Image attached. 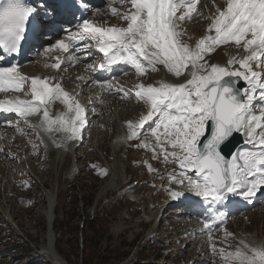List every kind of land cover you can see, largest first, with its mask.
Returning <instances> with one entry per match:
<instances>
[{"label": "snow or ice", "instance_id": "obj_1", "mask_svg": "<svg viewBox=\"0 0 264 264\" xmlns=\"http://www.w3.org/2000/svg\"><path fill=\"white\" fill-rule=\"evenodd\" d=\"M117 4L120 7L114 6ZM197 4L198 0H110L107 11L122 24L81 17L76 31L59 29L67 34L39 54L69 53L77 42L91 41L80 49L85 58L93 46L103 58L87 65L90 72L124 64L143 77L162 65L183 82H139L131 92L117 89L125 97L134 95L147 107L138 120L127 121V139H139L143 134L145 138L136 146L150 148L153 158L163 155L166 163L177 165L179 172L173 169L169 181L185 186L195 197L216 203L237 194L251 203L258 191H264V72L253 68L264 66V0H224V7H217L208 17L206 34L192 45L181 24L192 18ZM80 10L77 0H69L60 14L75 18ZM57 14L46 2L37 7L30 0H0V59L3 53H18L28 31L37 39L52 31L45 21ZM100 14L97 9L93 15ZM221 46H235L238 51L226 65L209 63L211 54ZM61 64L57 57L55 63L45 66L59 70ZM95 83L104 90L113 87L112 81ZM9 92L31 99L19 95L0 99V111L17 114L25 123L39 115V126L46 132L62 133L64 141L81 138L86 109L55 77L26 76L17 64L0 66V93ZM57 100L67 111L54 117L50 106ZM146 124L148 129L142 132ZM237 135L250 147L232 152L228 159L224 150ZM149 169L154 171L151 165ZM170 195L179 198L185 193L171 190ZM225 217V212L215 211L204 227L211 230L214 220ZM241 244L234 252L220 249L225 264H264V246ZM212 248L216 250L215 244Z\"/></svg>", "mask_w": 264, "mask_h": 264}, {"label": "rangeland", "instance_id": "obj_2", "mask_svg": "<svg viewBox=\"0 0 264 264\" xmlns=\"http://www.w3.org/2000/svg\"><path fill=\"white\" fill-rule=\"evenodd\" d=\"M213 5L215 1L211 0L210 6ZM204 6L205 3L193 17L194 20L182 23L191 37L188 40L190 44L194 43L196 35H203L206 30L204 21L207 9ZM97 16L90 14L89 19ZM108 16L109 20L122 23L110 12ZM77 28H73L74 31ZM46 43L47 41L43 44ZM237 51L235 46H221L211 54L209 63L226 65L230 56ZM239 51L242 53L243 50ZM93 57L89 63L98 64L100 59L96 62V56ZM51 59L48 57L43 65H34L32 50L21 66L32 74L44 72V69L51 68L45 66L51 64ZM128 70L112 76L114 80H103L112 81L113 87L108 90L109 94L105 93V102L100 103L101 99L98 98V104L92 106L94 112L89 121L91 125L88 124L84 143L77 147L81 148L75 156L81 171L75 175L69 172L71 159L68 154L63 160L54 151V148L58 150L57 141L53 142L55 147L49 152L42 149L41 145L40 151L32 146H27L26 149L24 146L23 149L19 143L23 134L27 135L26 143L31 139L32 143L40 144L38 137L33 130L32 136L36 140L32 141L29 133L31 128L26 126L22 118L6 119L9 121L5 126L7 130H4V136L2 133L0 135V140L4 142L0 144V152L3 154L0 156V170L8 175L0 172V205L10 204L9 208L18 228L12 229L11 224L0 215V256L5 254L0 259V264H51L44 257L35 261L37 255L34 251V246L40 244L48 230L44 214L47 189L57 190L53 212L56 229L52 232L54 248L56 252L59 251L58 255L66 264H225L220 249L234 252L242 247L239 232L262 238L264 243V200L254 208L228 215V223L221 224L216 230L212 228V238L207 232L201 233L198 230H193L189 237H183L187 233V228H184V224H188L184 212L187 201L172 202L170 191L187 192L184 196L190 191L185 186L169 181L168 177L173 169L178 174L177 165L166 163L163 155L153 158L150 148L136 146L145 138L143 134L139 139L129 140L126 147L119 150L118 172L113 181L110 179V161L115 159L111 147L117 134V126L121 120L142 112L144 108L143 103L138 102L134 95L125 97L117 89L131 92L137 83L146 84L161 75L159 67L155 72L149 70L141 78L135 76V70ZM56 71L52 70L47 74ZM67 71V67H64L61 73L65 74ZM70 79V76L65 75V85L72 83ZM81 81L77 79L76 82ZM95 112L98 114H94ZM147 129L148 126L142 132ZM149 140L150 143H155L154 138ZM11 150L15 152L10 153ZM4 156H8L7 163ZM149 165L154 171L149 169ZM2 176L8 180L5 190ZM106 181H112V184L105 188ZM160 232H163L161 237ZM85 242L88 248L86 262L82 255ZM213 244L216 246L215 251Z\"/></svg>", "mask_w": 264, "mask_h": 264}, {"label": "bare ground", "instance_id": "obj_3", "mask_svg": "<svg viewBox=\"0 0 264 264\" xmlns=\"http://www.w3.org/2000/svg\"><path fill=\"white\" fill-rule=\"evenodd\" d=\"M98 1L100 2V0H91V2H90L91 3V10L88 13L86 18L89 19L90 14L93 15L96 12V10L99 9L100 12H101L100 16L98 15L96 18H90V19H94V20H96V21H98L100 23H105L106 22L109 25L121 23V22L117 23L114 20H109L110 17L108 16L109 12L107 11V5L109 3L108 1H110V0H102L101 1L102 3L101 2L99 3ZM214 1H215V5H213V7H212V6H210L211 0H198L197 11L200 9L201 5L203 6V3H205L204 7L207 9V12L205 14V21H204V27L206 29L205 32H207V26H208V24L210 22L208 17L215 13L217 7H221V8L224 7V0H214ZM30 2L33 5L37 6V7H42L45 2L47 3V0H30ZM114 6L120 7L118 4L114 5ZM197 11L195 13H193L191 19H186V20L187 21L188 20H192L193 17L195 16V14L197 13ZM51 21H62L61 24L63 26H65L66 30H72L73 28L78 27V24L80 22H82L81 18L75 17L73 20L70 19L69 20L70 23H68L67 19L63 20V19L59 18V14H57V16L54 19H52L50 21H46V22H47V24H49V22H51ZM61 24L59 23V24H57V26L61 27L62 26ZM181 27L188 33L187 29L185 28V26H183V24H181ZM52 32L55 33V36L53 35V33H51L46 38L47 39V43L46 44L41 45L40 42H38L37 44L32 45L33 47H35L33 49L34 50L35 61H33V62H34V65H36V64H42L43 65V64H45L44 60H46L48 57H50V58H52L51 59V64H52V63H55L56 62V58L59 57L60 59H62L61 69L57 70V69H54V68H50L49 70H45L44 69L43 70L44 72H39V73L33 71L34 73L31 74L30 72L26 71L27 68H25L24 66H21L23 61H24V59H25V58H23L22 63L20 65V67H19L21 69L20 71H21L22 74H24L26 76H29V75H33V76L34 75L52 76V77H55L56 80L59 79L63 84H65L63 82V80L65 79V75L66 76H70L71 77L70 80L72 81V83L65 85L66 86V91H68L70 93L69 88L72 85H74L75 83L78 86L81 85V83L76 82L77 79H75V77H78L79 73L82 72V74H80V77L86 78V82L81 85V87H82L81 89L88 88L87 92L83 91L82 93H84L86 95V98H87L88 95H91V97L93 96L92 99H94L95 103L98 104L97 99L98 98L101 99L100 103L102 101L105 102V99H106L105 93L109 94L110 91L102 89L97 83H95L96 80L103 81L104 79H109V75L110 74H119V73H121L122 71H125V70L129 71L128 69H133L134 70V68H132L130 65L120 64V65L113 66V68H111V69H104V70H99L98 69L96 72L88 71L87 70V65L91 64V63L86 61V59L88 57L85 58L84 52L80 50L83 47V45L85 44L86 41L77 42V46L74 49H70V54L69 53H64L61 56V53H63V52L59 51V53H57L58 50H54V51L51 52L52 54L49 53L47 56L40 55L39 53L42 52V50H43V48L45 46L55 42L54 40H52L54 37H63L64 35L67 34L66 31H60L58 27H57V30H56V27H54L52 29ZM200 36L201 35L197 36V38H200ZM195 37H194V39H197ZM195 43H196V41L194 40V43H191V44L194 45ZM35 49H36V52H35ZM54 53H55V59H54ZM91 54H92L91 56H96L97 58H103V54L99 53L98 50H96L94 46L91 49ZM69 56L71 58H69ZM82 56H84V57H82ZM73 61H77V62H73ZM100 61H101V59H100ZM63 67H67V69H68V71L65 74L61 73V70H63ZM157 67L160 68L161 75H159V76L155 77L154 79L150 80V82H146V84H156L159 81L183 82L182 80H178V78H175L170 73H168L167 70L162 65H157ZM253 68H254L255 71L258 72V67H256L254 65ZM52 70H57V71L55 73L47 74V73L51 72ZM77 70H79V71H77ZM134 73L136 74V72H134ZM135 76L137 78H141L137 74ZM7 94L0 93V96L3 97V99H6V98H9V97L6 96ZM99 94H100V96H99ZM22 99H31V97H30V95L27 96L26 98L23 96ZM64 106L65 105L63 103H61L60 101H58V100L53 102L51 104V106H50L51 115L55 117V116L60 115L61 113L66 112L67 109H64ZM143 107L144 108H143L142 112H138V113L132 115L130 118H127L125 120H121L119 126H117L118 127L117 128V134H116V136L114 138V141H113L112 147H111L113 155L115 157L114 160L110 161V168L112 170V174H111V178L110 179H112V181H113L114 177L116 176V174L118 172L117 166L119 165V161H118L117 158L119 156V150L122 147H126V145L128 144V141L131 140V139H127L128 134H129V129L127 127V121H129V120L136 121V120L139 119V117L142 114H146L147 107L144 104H143ZM91 113H93V112L91 111ZM94 114H98V113L95 112ZM15 117L19 118L18 115L14 114V113H11L10 115H8L6 117L0 116V130H1V133L3 134V136L5 134L4 130H7V129H5V126L9 123V121L6 120V119H8V118L12 119V118H15ZM89 121L90 120L87 118L86 119V126L84 128V132L85 133H86V131L88 129L87 127H88ZM149 123H151V122H149ZM39 125H40V118L37 121V129H38L37 131H39L40 135H42L43 132L46 133L47 141L49 142L51 147H53V142L57 141V143L60 145V146L57 145V148L59 150V154L63 155L64 152L66 150H68L69 146L66 145L65 141L62 138L58 137L57 135H51L52 133L46 132L44 130V128L40 127ZM147 126L148 125L146 124L145 127H147ZM35 128H36V124H35ZM59 134L63 135L62 133H59ZM53 138H55V140H52ZM54 143H56V142H54ZM40 145L42 146L41 142H40L39 146ZM244 147H250V146L245 145L244 143H242L235 151H237L238 149H242ZM49 150H51V149H49ZM102 152H104V151L102 150ZM73 173H74V170H72L70 172V174H73ZM189 175L194 177V173L193 172H189ZM112 181L111 182L110 181H106L105 188H106L107 185L109 186V184H112ZM45 193H46V206H45L44 214L46 216L47 222H49V223H47L48 230L45 231L44 239L42 238L43 240L40 242V244L37 245V246H34V251H35L37 256H41V257L43 256L46 259L50 260L51 264H66L64 262V260L58 255V252H56V250L54 248V236H53V232H52V229H51L52 227H50V224L52 226V223H53V220H54V217H53L54 213L53 212H54V207L56 205L55 202H56V197H57V190H55V191H53V190L49 191L48 190ZM239 196L240 195H237V194H230L229 199L227 201H221V202H216V203H213L212 201H208V200H203V201H208V202H210L211 206L213 205V212H215V211H223V212H225L226 209H228L233 204V205H235L234 207L238 208V210L231 211V214H229V215H232V214H235V213L239 212L240 210H248V209L254 208V206H256L259 202L264 200V198H260V200L257 202V204H254L251 207L250 206L244 207L240 203V201H237V202L231 201L233 199H237ZM186 197H190L189 199H191L192 201L196 200V201H199L201 203L203 202V201H201L202 200L201 198L195 197L194 194L191 193V192H189L186 196H182V197H179V198L183 199V198H186ZM179 198H173L172 202H185V200H182V199H179ZM229 201H231V202L229 203ZM245 202L247 203L248 201L245 200ZM185 204H186V202H185ZM203 204L204 203H202L201 205H203ZM3 206L5 207L4 210H3V214L7 215L8 217H10L12 219V221H13V217H12L10 208H8V206H6V205H3ZM184 212H189V211H184ZM227 217H228V215L223 220H214L213 223H212L211 230H209V229L204 227L203 231L207 232V234L210 235V237L212 238L213 237V235H211L213 233L212 232V228H216L217 226H219L222 221L225 222L227 220L226 219ZM13 224L18 226L15 221L13 222ZM239 238H240L241 241H243L244 243H247L250 246H258V247L259 246H264L262 238H256V236L251 235V234L250 235H247V234L245 235L243 232H239Z\"/></svg>", "mask_w": 264, "mask_h": 264}, {"label": "water", "instance_id": "obj_4", "mask_svg": "<svg viewBox=\"0 0 264 264\" xmlns=\"http://www.w3.org/2000/svg\"><path fill=\"white\" fill-rule=\"evenodd\" d=\"M241 83H243V82H241ZM243 141V138H242V136H240V135H237L236 137H235V139L233 140V142H232V144L231 145H229L227 148H225V150H224V154H225V156H226V158H230V154L232 153V152H234L235 151V149L237 148V146L241 143Z\"/></svg>", "mask_w": 264, "mask_h": 264}, {"label": "trees", "instance_id": "obj_5", "mask_svg": "<svg viewBox=\"0 0 264 264\" xmlns=\"http://www.w3.org/2000/svg\"><path fill=\"white\" fill-rule=\"evenodd\" d=\"M54 222V220H53ZM54 228H55V224H54ZM56 229V228H55ZM84 239V238H83ZM88 248H86V242L84 243L83 245V248H82V255H83V258L85 259L84 261L86 262V257H87V250Z\"/></svg>", "mask_w": 264, "mask_h": 264}]
</instances>
